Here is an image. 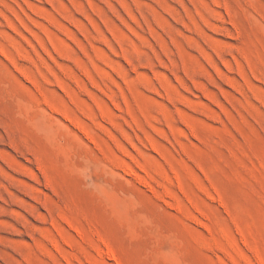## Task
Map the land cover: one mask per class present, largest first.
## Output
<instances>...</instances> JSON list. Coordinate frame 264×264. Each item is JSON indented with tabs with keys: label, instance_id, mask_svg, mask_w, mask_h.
<instances>
[{
	"label": "rangeland",
	"instance_id": "rangeland-1",
	"mask_svg": "<svg viewBox=\"0 0 264 264\" xmlns=\"http://www.w3.org/2000/svg\"><path fill=\"white\" fill-rule=\"evenodd\" d=\"M0 264H264V0H0Z\"/></svg>",
	"mask_w": 264,
	"mask_h": 264
},
{
	"label": "bare ground",
	"instance_id": "bare-ground-1",
	"mask_svg": "<svg viewBox=\"0 0 264 264\" xmlns=\"http://www.w3.org/2000/svg\"><path fill=\"white\" fill-rule=\"evenodd\" d=\"M112 256V255H111Z\"/></svg>",
	"mask_w": 264,
	"mask_h": 264
}]
</instances>
